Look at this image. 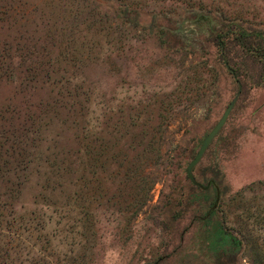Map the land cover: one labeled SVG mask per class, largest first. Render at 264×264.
<instances>
[{
  "label": "rangeland",
  "instance_id": "obj_1",
  "mask_svg": "<svg viewBox=\"0 0 264 264\" xmlns=\"http://www.w3.org/2000/svg\"><path fill=\"white\" fill-rule=\"evenodd\" d=\"M0 76V264H264V0H0Z\"/></svg>",
  "mask_w": 264,
  "mask_h": 264
},
{
  "label": "water",
  "instance_id": "obj_2",
  "mask_svg": "<svg viewBox=\"0 0 264 264\" xmlns=\"http://www.w3.org/2000/svg\"><path fill=\"white\" fill-rule=\"evenodd\" d=\"M232 106L233 105L229 106V108L226 110L222 119L219 121V123L216 125V127L204 139L202 146H201L200 150L198 151L196 157L190 163V165L188 167V174L193 181H195V178L193 175L194 166L201 160V158L203 157L204 153L206 152L208 146L211 144L212 140L216 137V135L219 133V131L222 129V127L226 123L228 116L232 110Z\"/></svg>",
  "mask_w": 264,
  "mask_h": 264
},
{
  "label": "trees",
  "instance_id": "obj_3",
  "mask_svg": "<svg viewBox=\"0 0 264 264\" xmlns=\"http://www.w3.org/2000/svg\"><path fill=\"white\" fill-rule=\"evenodd\" d=\"M9 68H11V67H9ZM7 72H4V73H2V74H6ZM0 78H2L1 76H0ZM11 162L8 160V159H4V162H3V164L4 165H8V164H10ZM69 166L70 165H66V167H68L69 168ZM5 168H6V166H5ZM70 169V168H69ZM9 170V169H8ZM74 173H76V170L74 171ZM14 175H15V172H14ZM16 176V175H15ZM6 179V178H5ZM2 180H4V176L1 178L0 177V183H1V181ZM7 181L6 182H10V180L9 179H6ZM76 180H78V178H76ZM13 183H16V182H14V180H13ZM16 185L17 186H19L18 185V183H16ZM16 185H14V186H16ZM53 185H54V188L53 189H55V190H57V189H62V185H61V182H59V181H54V183H53ZM49 185H47V186H45V187H48ZM6 192H8L9 194H10V191L6 188V190H5ZM74 194H77V190L74 192ZM73 204V203H72ZM74 204H76L77 205V201H74Z\"/></svg>",
  "mask_w": 264,
  "mask_h": 264
}]
</instances>
